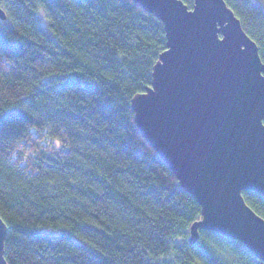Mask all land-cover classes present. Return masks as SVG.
<instances>
[{"label": "trees", "instance_id": "trees-1", "mask_svg": "<svg viewBox=\"0 0 264 264\" xmlns=\"http://www.w3.org/2000/svg\"><path fill=\"white\" fill-rule=\"evenodd\" d=\"M190 8L194 0H183ZM264 61V0H226ZM0 216L8 264H264L190 227L201 206L141 134L164 23L134 0H0ZM39 7H43V12ZM44 13V14H43ZM264 217V195L243 191Z\"/></svg>", "mask_w": 264, "mask_h": 264}, {"label": "water", "instance_id": "water-1", "mask_svg": "<svg viewBox=\"0 0 264 264\" xmlns=\"http://www.w3.org/2000/svg\"><path fill=\"white\" fill-rule=\"evenodd\" d=\"M164 23L167 48L152 85L132 99L135 122L201 206V230L241 241L264 261V217L243 191L264 195V61L226 0H134ZM0 18L6 13L0 7ZM8 228L0 216V264Z\"/></svg>", "mask_w": 264, "mask_h": 264}, {"label": "rangeland", "instance_id": "rangeland-1", "mask_svg": "<svg viewBox=\"0 0 264 264\" xmlns=\"http://www.w3.org/2000/svg\"><path fill=\"white\" fill-rule=\"evenodd\" d=\"M39 8L43 12V7H39ZM218 253H219V256L222 257V259L225 261V263L237 264L236 260H234L236 256H234V254H232V252L228 251L227 248L226 249H219Z\"/></svg>", "mask_w": 264, "mask_h": 264}]
</instances>
